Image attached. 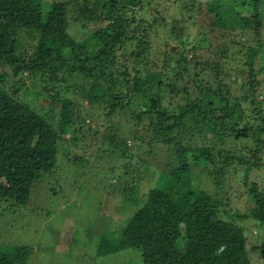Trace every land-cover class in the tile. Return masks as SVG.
Instances as JSON below:
<instances>
[{"label": "trees", "instance_id": "obj_1", "mask_svg": "<svg viewBox=\"0 0 264 264\" xmlns=\"http://www.w3.org/2000/svg\"><path fill=\"white\" fill-rule=\"evenodd\" d=\"M138 1L0 0V66L12 67L14 75H37L43 94L61 80L70 82L66 87L73 85L76 95L58 99L60 110L49 120L42 109L16 97L20 86L7 89L0 77V208L7 201L17 208L26 205L34 183L55 168L63 142L85 132L99 140L103 128L107 146L98 157L112 158L119 182L114 192L122 196L118 205L132 211L99 237L97 256L136 250L141 264H254L241 222L264 226V191L251 179L264 168V101L259 98L264 86L262 70L252 62L264 49V0H207L216 5L214 18L235 7L254 13L253 24L241 13L235 21L242 31H252L254 45L235 38L212 48L209 60L194 61L184 47L165 54L160 66L152 60L150 34L157 20L147 24L138 18ZM72 10L75 20H86L83 28L93 24L80 39L69 32ZM24 34L36 41L31 58L22 52ZM203 40L200 35L192 49L199 50ZM241 45L248 58L242 66L232 58ZM121 52L127 59L119 60ZM51 96L54 102L57 95ZM78 97L103 107L101 113L90 112L97 122L93 134L83 132L91 121L83 119ZM69 131L75 138L65 136ZM156 146L164 153H156ZM163 155L166 166L142 195L138 184L150 170L149 158ZM205 174L213 179L215 194L200 187ZM232 182L245 187L252 202L245 212L230 208L226 187ZM0 264L30 263L0 250Z\"/></svg>", "mask_w": 264, "mask_h": 264}, {"label": "rangeland", "instance_id": "obj_2", "mask_svg": "<svg viewBox=\"0 0 264 264\" xmlns=\"http://www.w3.org/2000/svg\"><path fill=\"white\" fill-rule=\"evenodd\" d=\"M73 7L71 6L70 9ZM209 8L212 12L208 10ZM215 8L216 5L207 0H139L135 8L138 18L147 20V24L155 19L158 24L157 28L151 29L150 32L153 46L152 60L160 66L165 54L170 52L175 55L184 47L188 49L186 51L188 59L194 61L195 57L201 59L204 57L209 60L212 54L210 50L218 44L230 42L235 38L245 46L257 42L256 38H252L251 30L242 31L243 27L235 22L241 17L237 13H241L242 16L247 15L244 10L235 7L229 14L214 18L217 11ZM73 11L74 13H70L73 23L69 32L76 39H80L91 27L93 28V24L83 28L86 20H75L76 11L71 12ZM254 16V13L247 15L252 24ZM232 24L236 28H232ZM99 26L100 24H97L96 28ZM176 33L180 35L178 39L175 38ZM200 35L204 40L200 49L195 51L192 49L193 43ZM31 37L26 34L21 37L26 48L22 52L27 58L34 56L36 49V41ZM242 45L237 46L239 49L232 56L233 61L241 66L248 59L247 51L243 50L245 48ZM120 57V61L127 59L122 52ZM252 62L256 67L261 68L260 77L264 86L263 48ZM0 77L3 78L2 83L7 89L12 90L20 86L21 89L16 97L31 103L36 110L42 109L40 112L47 113L49 120L56 118L60 110L61 102L58 99L76 97L73 85L71 84V88L68 89L66 86H69L70 82H67L69 84L63 82L64 85L61 80L55 86L56 90L52 89L46 92L47 94H43L45 85L38 83L37 75H29L26 71L21 75H14L10 66H0ZM39 93L40 96H36ZM51 94L57 95L54 102ZM259 98L264 101V93ZM77 99L81 101L80 106L83 107V119L91 121L84 126L83 132L91 130L93 134L97 122L90 117V112L96 110L95 114L101 113L103 107L97 104L88 105L82 97ZM119 118L117 115L112 118L115 127L121 122ZM123 125L127 127L126 123ZM72 133L73 131H69L65 136L69 138V134ZM84 134L73 133L72 136L75 138L76 135L77 140L75 138V141L68 139L67 142H63V147H59L55 168L34 183L26 205L17 208L7 201L1 206V251L13 252L20 257L23 255L30 264H141L139 252L136 250H125L104 257L96 254L99 237L125 219L132 208L124 211L118 205L122 196L120 191L114 192L119 182L118 171L113 167L112 158L104 155L98 157L101 148L107 146L105 137L108 136V131L101 128L99 136L102 137L99 140L92 138L90 132ZM127 144L132 146L133 141L128 139ZM144 149L146 148H142L143 151ZM142 150L140 149L139 152ZM155 152L163 154L164 149L156 146ZM141 155L144 156L142 153ZM145 158L148 159L147 156ZM149 159L150 170L141 175L144 178L138 184L142 195L147 194L155 185L158 174L167 163L164 155L159 159L157 157L158 160L152 157ZM251 179L257 182L260 190L264 191V168L253 173ZM136 182L138 177L134 180V183ZM199 182L200 187L207 192L216 193V185L208 174L201 177ZM233 183L232 186L226 187L231 192L230 208L245 212L252 202L250 198L248 199L245 187H238ZM241 224L246 228L247 245L252 262L264 264V226L253 221H245Z\"/></svg>", "mask_w": 264, "mask_h": 264}]
</instances>
